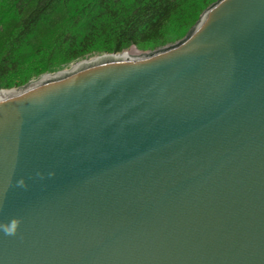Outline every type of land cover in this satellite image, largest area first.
I'll return each mask as SVG.
<instances>
[{"label":"water","instance_id":"obj_1","mask_svg":"<svg viewBox=\"0 0 264 264\" xmlns=\"http://www.w3.org/2000/svg\"><path fill=\"white\" fill-rule=\"evenodd\" d=\"M133 50L0 90V264H264V0Z\"/></svg>","mask_w":264,"mask_h":264},{"label":"trees","instance_id":"obj_2","mask_svg":"<svg viewBox=\"0 0 264 264\" xmlns=\"http://www.w3.org/2000/svg\"><path fill=\"white\" fill-rule=\"evenodd\" d=\"M217 1L0 0V90L97 55L173 45Z\"/></svg>","mask_w":264,"mask_h":264},{"label":"rangeland","instance_id":"obj_3","mask_svg":"<svg viewBox=\"0 0 264 264\" xmlns=\"http://www.w3.org/2000/svg\"><path fill=\"white\" fill-rule=\"evenodd\" d=\"M169 34H170V32H169ZM171 35V34H170ZM170 35H168L170 38L169 39H172L171 37L172 36H170ZM145 52H150V51H145ZM97 56H99V55H97ZM94 57H96V56H94ZM92 58V57H91ZM72 65L73 64H71V65H69L68 67H66V68H64V69H62V70H59V71H63V70H68V69H70V67H72Z\"/></svg>","mask_w":264,"mask_h":264},{"label":"built area","instance_id":"obj_4","mask_svg":"<svg viewBox=\"0 0 264 264\" xmlns=\"http://www.w3.org/2000/svg\"><path fill=\"white\" fill-rule=\"evenodd\" d=\"M133 51H134L135 54H140V53H142V51H139V50H136V49H134Z\"/></svg>","mask_w":264,"mask_h":264},{"label":"clouds","instance_id":"obj_5","mask_svg":"<svg viewBox=\"0 0 264 264\" xmlns=\"http://www.w3.org/2000/svg\"><path fill=\"white\" fill-rule=\"evenodd\" d=\"M15 226V222H13V227ZM5 231H11V229H5Z\"/></svg>","mask_w":264,"mask_h":264}]
</instances>
